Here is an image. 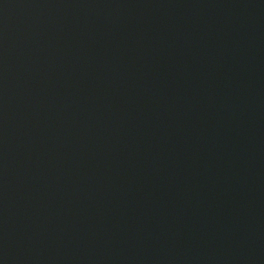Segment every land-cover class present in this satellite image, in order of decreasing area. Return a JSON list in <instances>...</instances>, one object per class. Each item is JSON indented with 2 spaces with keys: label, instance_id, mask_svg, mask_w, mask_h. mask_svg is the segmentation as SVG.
<instances>
[{
  "label": "water",
  "instance_id": "95a60500",
  "mask_svg": "<svg viewBox=\"0 0 264 264\" xmlns=\"http://www.w3.org/2000/svg\"><path fill=\"white\" fill-rule=\"evenodd\" d=\"M0 264H264V0H0Z\"/></svg>",
  "mask_w": 264,
  "mask_h": 264
}]
</instances>
